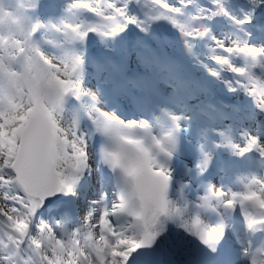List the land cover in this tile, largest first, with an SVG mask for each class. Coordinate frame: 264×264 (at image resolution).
<instances>
[{
    "label": "snow or ice",
    "instance_id": "snow-or-ice-1",
    "mask_svg": "<svg viewBox=\"0 0 264 264\" xmlns=\"http://www.w3.org/2000/svg\"><path fill=\"white\" fill-rule=\"evenodd\" d=\"M0 264H264V0H0Z\"/></svg>",
    "mask_w": 264,
    "mask_h": 264
}]
</instances>
